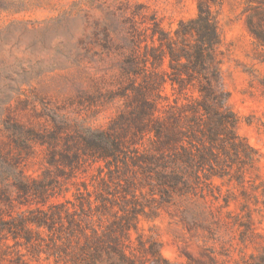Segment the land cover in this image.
<instances>
[{
    "label": "trees",
    "instance_id": "trees-1",
    "mask_svg": "<svg viewBox=\"0 0 264 264\" xmlns=\"http://www.w3.org/2000/svg\"><path fill=\"white\" fill-rule=\"evenodd\" d=\"M89 1L103 12L102 27L94 41L74 53L73 70L63 79L69 95L61 107L45 103L38 109L31 101L33 119L27 121L19 118L18 109L24 108L19 107L20 100L4 108L0 246L7 245L9 237L15 245L23 238L32 244V251H40L32 243L28 223H33L37 237L45 228L48 241L43 251L54 264H143L144 258L132 249L149 253L150 264H172L161 256L155 242L147 247L139 239L135 248L131 245L130 229H136L131 218L117 216L104 226L103 215L111 211L115 196L99 192L92 198L86 183L81 184L83 191L77 188L73 200L30 216L21 210L32 196L45 198L61 191L75 169L88 160L107 166V178L102 176L101 182L108 193V180L131 166L143 173L153 170L164 180L184 178L187 173L198 177L199 166L219 162L216 149L239 154L236 122L227 105L217 55L215 0H196V14L181 19L172 32L133 0ZM96 44L101 46L99 51L93 49ZM165 62L167 68L162 66ZM166 83L170 93L164 91ZM110 107L116 114L105 127L86 124L83 114ZM35 146L45 151L58 174L52 176L47 169L40 179H31L24 173L22 157ZM66 167V180H59ZM123 193L134 197L129 180ZM236 264H264V246Z\"/></svg>",
    "mask_w": 264,
    "mask_h": 264
},
{
    "label": "rangeland",
    "instance_id": "rangeland-1",
    "mask_svg": "<svg viewBox=\"0 0 264 264\" xmlns=\"http://www.w3.org/2000/svg\"><path fill=\"white\" fill-rule=\"evenodd\" d=\"M154 13L161 27L172 32L181 19L196 14V0H133ZM220 44L217 47L223 89L227 105L235 118V141L239 154L232 150L220 158L198 167V177L187 173L164 180L153 170L142 172L138 166L119 172L105 191L101 177L107 178L103 161L88 160L72 177L66 167L59 180L61 191L45 198L32 196L21 210L27 216L56 203L73 200L82 183L95 198L99 192L113 198V207L103 215L106 226L117 216L132 219L130 229L134 248L141 239L148 247L155 242L161 256L172 264H236L257 253L264 246V0H215L212 4ZM104 14L89 0H0V138L6 118V106H16L19 118L30 117L29 103L61 107L69 91L64 75L71 73L74 53L95 40L101 30ZM91 46V45H90ZM99 51L101 46L93 45ZM167 68L166 62L162 65ZM164 91L170 93L169 83ZM71 107L70 110H72ZM116 114L114 107L96 114L84 115L86 124L105 127ZM147 144V141H144ZM199 146L198 142H194ZM246 146V147H245ZM216 148V147H215ZM24 173L40 179L48 169L58 174L47 162L45 151L35 146L21 160ZM200 168V169H199ZM130 194L123 193L126 181ZM57 190V189H56ZM127 198V199H126ZM132 199V200H131ZM126 201V202H125ZM123 207H119V205ZM93 212H96L93 210ZM32 230V243L23 238L14 244L12 238L0 246V264H54L47 257L48 236L41 228L37 237ZM150 264L151 255L132 249Z\"/></svg>",
    "mask_w": 264,
    "mask_h": 264
}]
</instances>
